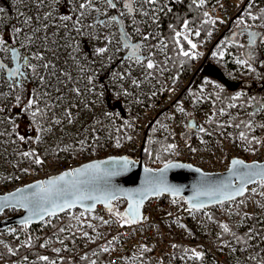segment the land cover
<instances>
[{"label": "built area", "instance_id": "obj_1", "mask_svg": "<svg viewBox=\"0 0 264 264\" xmlns=\"http://www.w3.org/2000/svg\"><path fill=\"white\" fill-rule=\"evenodd\" d=\"M248 1L241 0V4L233 12L220 6L211 9V13L218 17L213 38L216 39L220 32L227 29L229 20ZM120 60L116 66L107 65L108 68H104V71L111 77L115 95L121 101L124 103L130 99L132 103L138 101L131 117L133 128L129 139L117 147L114 134L96 133V124L105 121L107 107L103 101L89 102L87 97L89 92L81 88L83 95L71 97L72 103L77 105L70 109L74 116L71 124L64 119L60 125H52L51 131H44L39 142L25 139L14 148L7 146L0 151L3 176L9 180L0 185V194L20 189L37 180L60 175L87 162L105 157L127 155L138 160L140 148L147 136V127L155 118L163 122L158 136L170 139L171 144L176 146L175 149H163L169 160L191 164L203 172H222L228 168L232 156L226 152V148L219 145L205 150L201 147L200 139L195 135L201 127L197 124L196 118H193L197 124L194 135H184L189 112L187 107L180 106V103L190 87L189 81L196 66L192 67L188 74L161 85V95L157 98L145 97L136 100L130 98L131 84L127 79L128 77L141 79L144 76L143 70L134 66L120 67L124 60L123 55ZM130 71L133 75L128 73ZM121 76L124 78L121 79ZM69 85L73 86L71 82ZM137 93L146 95L142 88ZM181 108L184 111H180ZM213 114L211 110L206 113L205 118L209 119ZM114 128L116 130V127ZM31 150L40 157L42 164H36L32 159L20 155ZM12 155L14 160H10ZM252 186L240 199L214 204L199 211L187 207L183 197H172L167 194L151 197L143 205L142 220L134 225L126 224L122 227V223L114 215L102 205H98L91 213L71 209L56 216H49L37 224V229L40 230L42 225L51 223L53 218L57 219L61 228L65 229L62 232L63 238L69 239L61 250L59 249V253L71 264H82L83 257L89 251L98 250L107 255V259L101 264H137L147 251L151 252L150 260L155 264H188L189 261L191 264H235L234 228L242 224L248 226L247 222L251 217L262 214L251 191ZM120 202L124 205L123 201ZM100 218L108 223H102ZM89 223L94 227H87ZM221 224H227L230 231L223 232ZM36 236H38L36 230L31 231L28 227L22 226L23 238L29 240ZM54 239L60 242V239ZM172 245H185L202 253V258L189 259L190 255L178 252ZM104 248L108 251H102ZM177 254L181 261L176 260Z\"/></svg>", "mask_w": 264, "mask_h": 264}, {"label": "snow or ice", "instance_id": "obj_2", "mask_svg": "<svg viewBox=\"0 0 264 264\" xmlns=\"http://www.w3.org/2000/svg\"><path fill=\"white\" fill-rule=\"evenodd\" d=\"M38 8L43 6L45 0H35ZM54 3H58L59 0H53ZM72 5L70 14H61L58 19L60 23H55L52 19L53 13H45L43 20L48 21L47 23L40 24L41 17L36 16V26H33V20L31 17L25 16L23 24L30 29L29 32H23L22 28L14 27V36H10L9 39L0 38V51L5 53H11L12 61L15 63L14 67H9L7 64L0 59V77L5 74L7 76V82L10 86L15 88H20L23 91V85L28 82V73L32 74L33 79L39 81V86L33 89L32 92L26 97V104H24L21 111L30 112V118L36 125L35 131L38 133L34 140L39 142L41 137L40 132L51 131L52 125H60L62 120L66 119L69 124L73 122L74 116L71 112V108L77 107L76 104L72 103L71 97H80L83 95L81 88L78 86L80 83L86 81L85 90L92 92L95 88L92 76L81 77L80 80H73L71 73L64 72L57 68L56 63L52 60H46L45 56L40 54L39 51L34 53L31 57L28 55H21L15 44L19 42L21 48H26L35 44L38 40H43L45 43L49 40V36L46 34L47 29L51 26H55L57 29L69 28V23L71 22V29L77 34H82V30L85 27L84 20L87 19L93 12L96 16L93 17L94 23L88 24L89 29L99 25L100 27H109L113 23L119 25L121 20L119 17H132V24L136 25L135 15L139 14L143 17L151 18L154 24H158L159 15L162 13L172 12V8L169 7L165 0H69ZM103 3L106 5L107 9L116 10L119 8L118 15H108L106 11L97 7L98 4ZM205 0H192L197 8L204 5ZM253 6L252 0L249 2V7ZM3 8H0V12H3ZM205 17H208V13H203ZM249 18L253 21L264 20V11L261 15L257 17L251 12L248 13ZM105 16L106 19L101 20L100 17ZM179 27L176 25H169L171 32L173 33L169 39L174 44L177 54L189 59H194L193 51H189L183 47V42H186L189 49L195 50L197 45L189 39V35L192 34L193 30L190 27V23L187 19L180 20L178 17ZM203 23H215L214 20L208 19L204 20ZM239 25H244V31L247 32L249 37L248 40V51L243 53L244 59H237L236 63L241 66H247L248 69L254 70L252 67V62L256 57L257 37L261 36L258 32L248 31V25L245 24L243 19H239ZM135 32L140 33L141 43H132L131 36L125 32H120V43L122 49H128V54L124 58L125 60L131 62L132 64L138 66L143 70L145 78L154 75L155 71L159 69L161 73L166 71V68L162 64L154 59V56L162 53L164 55V64L167 63L169 59L168 51L170 45L166 40L156 37L155 32L147 33L140 32L138 26L135 27ZM44 32L45 35L40 36L37 33ZM210 34V33H209ZM243 34V33H241ZM195 36H199L200 32L195 31ZM236 34L233 33V36ZM156 39L155 44L151 43L152 39ZM105 40L108 44L112 43V38L106 36ZM11 41V42H10ZM56 41H53L55 43ZM261 42H264V36H261ZM239 47L244 48L245 45H239ZM146 49V54L141 55V50ZM48 49L45 48V51ZM120 50V49H118ZM108 51V46L99 47L95 49V54L102 56ZM215 55V53H214ZM221 57L223 53L220 54ZM111 58V57H110ZM32 59L40 61L41 63L33 64ZM76 61V58L73 57ZM41 70H43L46 75H41ZM84 68H80V72H84ZM63 77V78H62ZM121 79L124 77L121 76ZM55 80V83H53ZM68 82H72L73 86L69 87ZM133 84L139 86L138 80H133ZM43 88V92L40 89ZM66 90V91H65ZM239 97H233V99H238ZM17 104L22 103L21 95L16 96ZM66 102V108L60 116H56L54 109L59 108L62 104ZM235 107V105H232ZM258 108H264V105L257 104ZM184 111L183 108L179 109ZM2 111V110H0ZM52 113V115H49ZM221 115H224L223 110H221ZM250 115H254L250 113ZM47 120V126L42 125L40 122ZM211 122V120H209ZM231 126V125H229ZM240 125H236L239 127ZM264 127V125H261ZM246 128H251V123L245 124ZM200 132H205L203 127L199 128ZM4 135V133H0ZM22 142L26 139L25 136H18ZM31 138V137H29ZM240 139L247 141L249 144L252 143L248 136L244 133H240ZM259 143V141H256ZM83 144V141H81ZM117 147H119V142H117ZM175 145L169 144L168 149H175ZM83 150V149H81ZM20 155L32 159L36 164H42L43 161L36 154L34 150L24 151ZM151 155V153H149ZM134 166V162L130 160L127 156L120 157L119 159L111 158L109 160L93 162L83 165L80 168H76L70 171H66L54 178H50L44 182H38L33 185H28L25 189H18L16 192L11 193L8 196L0 197V211L3 209L13 206V207H23L29 212V216L26 217L22 224L27 228L28 224L34 219L43 220L45 216H56L58 212H64L66 210L77 207L78 205L84 208V212L91 213L95 209L97 202L103 203L105 208L110 214L114 215L118 220L123 223V227L126 224L137 223L140 219V208L143 201L147 198L149 194L159 196L162 192H170L173 195H177L180 191L178 187H173L168 185L164 179V173L172 167H184V165H173L165 164L164 168L160 169L158 173L154 174L151 169L145 168V188L143 190H138L135 192L122 193L121 190L113 188L109 181L112 177L121 175L130 170ZM242 170V171H241ZM197 171H199L197 169ZM229 172L233 173L238 180V186L233 185L231 180L225 182L224 184L208 189L199 195H206L209 200H214L216 203L224 204L227 201L235 200L239 196H243L246 191V187L249 183H259L261 187H264V168L259 165L244 164L243 161L234 159L231 162V167ZM103 182V184H101ZM29 189L32 191L29 192ZM121 195H126L128 198V206L124 213L114 212L112 207V201L120 198ZM196 200V198H193ZM84 201H91L92 203L85 205ZM205 207L203 202L196 200L192 204V209L197 211ZM81 213V216L84 215ZM79 220L80 217H74ZM102 223H108V221H103ZM211 219V217H209ZM83 226V225H82ZM87 227L93 228L94 226L89 223ZM221 229L223 232L227 233L230 231L227 224H221ZM59 231H65L64 228L59 229ZM86 236L87 233H84ZM235 235V234H233ZM239 239V237H237ZM31 239L27 241L25 246L31 245ZM63 243V241H61ZM41 247H45V244H41ZM176 248V245H172ZM12 249L9 252L12 253ZM59 249L56 252L59 253ZM102 251H108L107 248L102 249ZM184 252L188 254L191 252L189 259L200 260L202 258V253L196 252L195 250L184 249ZM40 261L48 262V264H55V261H50L47 256H39ZM86 259V257H83ZM95 264V261H93Z\"/></svg>", "mask_w": 264, "mask_h": 264}, {"label": "rangeland", "instance_id": "obj_3", "mask_svg": "<svg viewBox=\"0 0 264 264\" xmlns=\"http://www.w3.org/2000/svg\"><path fill=\"white\" fill-rule=\"evenodd\" d=\"M62 1V14H70L72 5L69 2V0H60ZM122 3V0H120ZM241 4V0H218V2L210 9L215 8L216 6H220L222 9H226L228 11L233 12L236 7H238ZM65 5V7H64ZM243 4V6H245ZM242 6V7H243ZM48 7V6H46ZM97 7L101 8L103 11H106L108 15L116 14L118 15L119 8L116 10L107 9L106 5L103 3H100L97 5ZM241 7V9H242ZM0 8H3V12H0V38L3 39H9L10 35H8V31L5 28V25L7 24L11 30L13 31V28L16 27L20 16L19 14L22 12V16H28L31 17L33 20V26H36V16L39 15L41 17L40 24L47 23L48 21H44V10L41 7L38 8L35 0H0ZM240 10V9H239ZM238 10V11H239ZM243 10V9H242ZM248 11V9L246 10ZM96 16V13L93 12L91 16H89L87 19L84 20V25L93 24L94 20L93 17ZM101 20L106 19L105 16L100 17ZM121 22L125 23L126 27L128 28L127 33L131 36L132 41L136 42L137 38L139 36V33L135 32V25L132 24V17H119ZM135 19L141 22V24L148 25L152 22L151 18L149 17H143L139 14L135 15ZM242 19L245 21V24H251L253 23V20L249 18L248 14H245V16L242 17ZM55 23H60L58 17L54 18ZM69 23V28L66 30L64 28L57 29L55 26H51L47 29V35L49 36V40L45 43L43 40H38L33 44L35 46V49L32 51V53L28 56H32L34 53L39 51L40 54L45 56L46 60H52L54 63H56L57 68L64 71L71 73L73 80H80L81 77L86 76H92L93 82L95 84V88L92 92L87 93L88 101L94 103L95 101H103L106 104L107 109V116L105 118V121L101 123L96 124V133L102 134V133H109V130L112 129L115 131L117 120H129V116L127 115V109L130 107L132 108V111L136 109V104L138 101H133V103L127 102L124 103L121 101L116 95L114 91V86L112 83V79L109 76L108 72L104 71V68H108L109 65H117L121 62L120 57L123 55L124 58L128 54V49H122L121 43H120V30L121 23L119 25L113 23L109 27H100L97 25L94 28H91L88 30H82L84 31L86 38L83 39L77 34L74 30L71 29V22ZM240 25H235L234 28L230 29L228 31V34L226 36V44L223 48H221L218 52L214 54H210L208 59L206 60L203 69H209V71L214 74L220 82V86L217 84H214L212 89H217L219 87L225 86L228 90L233 89L235 86H237V83L239 81V77H246L245 79L248 81L246 82L244 89H237L235 92V95L237 97H241L244 94L249 93V89H252V91L249 93L250 95V101H241L238 102L235 105V110L225 109L223 110L224 115H221V110L213 112L211 118L206 119V113L211 111L210 105L211 100L208 97L209 91L201 92L199 95L194 97L192 95V90L188 88V90L185 92L182 101L180 103V106H185L188 109V115L189 118H196L197 124L201 125V127L208 123L209 120H211L214 117L221 118L222 123L225 128H223L220 132L215 130L214 128H210L207 132H197L195 135H197L200 139V145L205 150L210 149L215 146H221L226 148V152L229 153L232 157L242 158L246 160L247 162L251 161H263L264 160V127L261 125H264V108H258L257 104L264 105V46L261 43V36L257 37V45L254 46L256 48V59L252 62V67L254 70H249L247 66H241L240 64L236 63L237 59H244L245 57H239L236 53H232L227 49L228 42H241L244 45H247V33L241 32L242 29L240 28ZM25 29H27V26L25 25ZM254 31V30H252ZM257 32V31H254ZM215 33V32H214ZM233 33L236 35L233 36ZM243 33V34H241ZM90 36L88 37V35ZM37 35L43 36L45 35L44 32L37 33ZM111 37L112 43L108 44V42L105 40V37ZM214 34L206 41L205 45L208 47L211 45L213 40ZM231 36V37H230ZM53 41H56L53 43ZM11 42V41H10ZM156 43V42H155ZM154 43V44H155ZM108 46V51L104 53L102 56H98L95 54V49L99 47H105ZM15 47L19 50L21 55H26V48H21L19 46V42L15 44ZM45 48L48 50L45 51ZM120 49V50H118ZM206 49V51H207ZM247 51L248 48L246 47ZM146 49L141 50V55L146 54ZM205 51V52H206ZM246 51V52H247ZM205 52L202 54H205ZM221 53H223V56L221 57ZM227 55V58H224ZM157 57H159L162 61H164V55L162 53L157 54ZM73 57L76 58V61L73 60ZM111 57V58H110ZM202 57L198 59L197 65L202 60ZM218 57L221 58V62H219ZM224 58V59H223ZM0 59L3 60L4 63L7 65H11V53H5L3 51H0ZM106 61V63L104 62ZM31 62L33 64L41 63L40 61H36L35 59H32ZM219 62V64H218ZM103 63V64H102ZM129 61L123 60V62L120 64V67H128L130 66ZM230 64V68L227 71L222 70L226 64ZM108 65V66H107ZM196 65V66H197ZM103 66V68H102ZM110 66V67H111ZM137 67L138 66L132 64L131 67ZM109 67V68H110ZM80 68H84V72H80ZM222 68V69H221ZM135 69V68H133ZM159 74L163 75L165 77L166 83L167 82H173L174 79L170 78L169 71L166 70L163 73L157 69ZM134 72V70H133ZM133 72H128L130 75H133ZM41 75H46V73L41 70ZM248 75H251V77H248ZM145 76H142L141 79H137L139 81V86L132 83L134 78L128 77V82L131 84V94L130 98H134L136 100L140 99V96L142 94H138L140 88H142V91H145L146 97L148 99L157 98L161 95V84L153 79V76L145 78ZM63 78V77H62ZM3 80L5 82V78L0 77V102L5 103L7 107H9V111L6 113V118L3 120H0V129L9 131L12 125V122L16 119L15 116V107L14 105H10V101L15 98L14 94L12 93L11 88H3ZM111 80V81H110ZM243 80V79H242ZM205 81H208L205 79ZM237 82V83H236ZM33 87L39 86V81L37 79L32 78V74L28 73V82ZM53 83H55V80H53ZM70 82H68V86ZM86 81L80 83L78 86L80 88H85ZM144 83H147L144 85ZM73 85V83L71 82ZM5 85V84H4ZM31 87V86H30ZM30 87L26 84L23 85V99L20 106L26 104V97L30 94ZM204 87H201L200 89L203 90ZM41 92H43V88L40 89ZM66 91V90H65ZM132 101V100H131ZM135 102V105H134ZM243 102V103H242ZM66 108V102L62 104L59 108L54 109V113L56 116H60L62 111H64ZM254 109V115L253 119L250 121L252 127L250 128V131L253 133V138H255V141H253V144H249L246 141L241 140L239 137L234 138L232 136V133L235 131L236 127H233L229 121L231 117H234L236 114H245L249 111H252ZM195 122L194 127L197 129ZM231 125V126H229ZM163 126L162 120L158 121L155 124V130L156 134L161 131V127ZM132 124L129 125L128 130L123 132V136L126 142L129 139L130 133L132 131ZM194 128V129H195ZM113 134V133H112ZM190 135H194V132ZM117 142L122 143L121 140H116ZM256 141H259V143H256ZM256 146H253L255 145ZM1 156V155H0ZM1 162H0V185L2 183L8 182L9 180L6 179V177L3 176V170L1 169ZM158 167V166H157ZM251 191L256 194L255 200L257 201L258 209L262 210V214L258 217H253L257 223H263L264 226V188L259 185V183L252 186ZM116 206L119 210L123 208V203L120 201L116 202ZM121 207V208H120ZM18 211H15L13 209L7 210L3 213V215L0 216L1 218L12 216L17 214ZM250 226V225H248ZM245 224H242V227H245L246 229H251V227H248ZM19 232L17 231L16 227H10L4 231H0V241L4 245L5 242L1 238L3 235L6 236H12L13 238H16L19 245L23 243L22 240V226ZM240 227V226H239ZM224 238V237H223ZM236 244V242H234ZM251 251H246L244 248L236 249L235 250V258L237 259V262L235 264H246V260H252L254 259L261 251H264V233L262 234H256L255 237L252 239L251 243ZM235 259V260H236ZM177 260V259H176ZM140 264V261L137 263ZM188 264H191L190 261ZM194 264V263H193ZM197 264V263H196Z\"/></svg>", "mask_w": 264, "mask_h": 264}, {"label": "trees", "instance_id": "obj_4", "mask_svg": "<svg viewBox=\"0 0 264 264\" xmlns=\"http://www.w3.org/2000/svg\"><path fill=\"white\" fill-rule=\"evenodd\" d=\"M218 2V0H205V3L202 7L197 8L194 4H192V0H165V3L172 8V12H165L159 15V21L158 24H154L151 22L147 26L144 24H141L138 20H136V25L140 28V32H147L152 33L155 32L156 37L160 39L166 40V42L169 43L170 49L168 51L169 59L167 60V63L164 64V61H162L159 57L156 55L154 56V59L162 64L163 67L166 68V70L169 71L170 78L178 79L182 75H186L190 72V69L192 67H195L197 65V60L202 57V54L206 51L207 45H205L206 41L214 34L216 31L215 23H203L204 20H217V16L213 15L211 13V9L215 4ZM250 0L246 3V5L243 7L242 12L238 15V17L233 21L230 29L234 28L235 25H239V19H242L245 14H248L251 12L252 14L259 17L261 15V12L264 11V0H252L253 6L249 7ZM62 1L59 0L58 3H54L53 0H45V3L43 6H40L44 10L45 13H53L52 19L59 17L63 13L62 9ZM48 6V7H46ZM65 7V5H64ZM241 9V8H240ZM248 9V11H246ZM207 12L208 17H205L203 13ZM238 13V11L236 12ZM20 16L17 19L18 23L16 27L22 28L23 32H29L30 29L27 27L25 29V25L23 24L24 17L22 16V12L19 14ZM180 18V20L187 19L190 23V27L192 28L193 32L189 35V39L192 40L193 43L197 45L195 50L189 49L186 42H183V47L189 51H193V55L195 56L194 59H189L187 57H183L177 54L178 50L175 49L174 44L169 39L170 36L173 35L171 32V29L169 28V25H176L179 27V22L177 18ZM247 25V24H246ZM121 28H119L121 31H128V28L126 27L125 23L123 21L121 22ZM248 31H257L258 33H261L262 36H264V20H256L253 21V23L248 24ZM240 28H244V25H240ZM5 28L8 31V35L14 36V32L11 30V28L6 24ZM226 30L225 34L221 38V40L214 46L211 54H214L218 52L221 48L225 46L227 43L226 36L228 34V31ZM83 30H88L87 25L83 28ZM84 31L82 34H79V36L83 39L86 38ZM199 31L200 35L195 36L194 32ZM253 31V32H254ZM1 32V30H0ZM241 32H245L244 29L241 30ZM210 33V34H209ZM90 34L88 35V37ZM231 37V36H230ZM248 37V35H247ZM132 39V38H131ZM248 40L247 38V45H245L244 48L239 47L241 45V42H228L227 49L231 51L232 53H236L239 57H245L242 55L243 53H246L248 46ZM141 36L139 33V36L137 38L136 42L132 43H141ZM157 40L154 38L151 40V43H155ZM264 46V42H261ZM244 45V44H242ZM248 48V47H247ZM35 49V46L31 45L27 47L26 55H30L32 51ZM129 51V50H128ZM227 58V55L224 57ZM223 58V59H224ZM219 62H221V58L218 57ZM218 62V64H219ZM230 64H226L225 67L222 69L224 71H227L230 68ZM240 79L237 83V86H235L233 89L228 90L225 86H221L217 89H212L214 84H217L220 86L219 79L212 74L209 69H203L200 70L192 85H190V89L192 90V95L196 97L201 92L209 91L208 97L211 100L210 108L213 112L219 111V110H235L234 107H232L233 104H237L241 101H250V95L249 93L252 91V89H249L248 94H244L238 99H233V97H237L235 95V91L237 89H244L245 83L248 82L245 78L246 77H240ZM248 77H251V75H248ZM153 79L157 82H159L161 85H164L166 83L165 77L161 74H159L158 70L155 71L153 75ZM208 80V81H205ZM243 79V80H242ZM5 84V85H4ZM30 87V93L33 89L38 88V86L33 87L30 83H25ZM39 85V84H38ZM204 87L203 90L200 88ZM3 88H11L12 93L14 94L15 98L10 101V105H14L15 107V116L16 119L12 122L11 128L9 131L1 130L0 133H4V135H0V151L7 146H10L11 148H14L15 145H17L21 140L18 139V136H25L26 139H31L33 141L35 136L38 134L35 131L36 125L33 123V121L30 118V112H23L21 109L24 105L20 106V104H17L16 96L21 95L23 99V91H21L20 88L13 89L10 84L7 82V79H5V82L3 80ZM146 95H141L140 99L145 98ZM130 103H132L131 99L129 100ZM243 103V102H242ZM127 109V115L129 116V120H117L116 124V130L110 129L109 132L113 133L116 140H121L122 142L125 141L123 132L128 130L129 125L132 124L131 117L133 115L132 108H126ZM0 120H3L6 118V113L9 111V107L5 105V103L0 102ZM54 111V110H53ZM250 113H254V109L252 111H249L245 114H236L234 117H231L229 119L231 125L233 127H236V125H240L239 127H236L235 131L232 133V136L234 138L239 137L240 133L244 132L249 140L252 141L251 144H253V141H255V138H253V133L250 131V128H246L245 124L250 123V121L253 119V115H250ZM49 115H52V113H49ZM158 122V119L151 125L150 129L147 132V136L144 141L143 145V151H142V157L143 161L146 166L148 167H157L161 166L164 163L170 161L166 155L163 153L164 148H168V145L171 144L170 139L168 138H160L156 134L155 130V124ZM42 125L47 126L48 122L47 120L40 122ZM205 129V132L209 131L210 128H214L217 131H221L224 127L222 123L221 118L214 117L211 119V122H208L202 126ZM196 132L195 129H189L187 126L184 130V135L188 136L191 133ZM44 132H40L39 135L42 138ZM31 137V138H29ZM36 142V141H35ZM247 142V141H246ZM253 146H256L253 145ZM12 151V150H10ZM151 153V155H149ZM10 160H14V156L12 155V158ZM1 174V172H0ZM1 180V177H0ZM264 188V187H263ZM116 205V203H115ZM124 206V205H123ZM121 208V207H120ZM123 209V208H122ZM121 209V210H122ZM115 207L114 212H120ZM120 221V220H119ZM123 223L122 221H120ZM248 227H251V229H246L245 227H235V235H233L234 241L236 242L234 246V255L235 250L238 248H244L246 251H251V243L253 237H255L256 234H262L264 233V226L263 223H257L253 217H251V220L247 222ZM244 225V224H243ZM31 231L36 230L38 236L31 238V245L25 246L27 243V239L22 237L23 243L19 245L16 238H13L12 236H6L3 235L1 238L4 240L5 244L3 245L0 241V264H48V262L40 261L38 259L39 256H47L49 257L50 261H55V264H71L70 261H68L65 257H62L60 253L57 254L56 249L62 248L65 242L69 241L67 238H63V233L59 231L61 229L60 223L57 221L56 218H53L51 223L42 225L41 229L38 230V225H28L27 226ZM21 227H16L17 231L19 232ZM239 237V239H237ZM54 238L60 239V242L55 241ZM63 241V243H61ZM41 244H45V247H41ZM175 248L178 252H184V249L192 250L191 248L185 246V245H176ZM9 249H12V253L9 252ZM151 252L147 251L143 253L141 256L140 264H155L150 260L149 254ZM185 253V252H184ZM188 255H191V252L188 253ZM84 257L86 259H82V264H93V261H95V264H101L107 259V255L104 254L101 251H89ZM176 259L178 261H181V257L176 255ZM234 258V263L237 262V259ZM246 264H264V251H261L259 255H257L254 259L246 260Z\"/></svg>", "mask_w": 264, "mask_h": 264}, {"label": "water", "instance_id": "obj_5", "mask_svg": "<svg viewBox=\"0 0 264 264\" xmlns=\"http://www.w3.org/2000/svg\"><path fill=\"white\" fill-rule=\"evenodd\" d=\"M244 7V6H243ZM242 7V9H243ZM242 9H240L238 11V13H235L233 15V17L229 20L228 22V27L227 29H225L224 31L220 32V34L218 35V37L216 39L213 40V42L211 43V45L208 47L207 51L205 52V54L202 57V60L199 62V64L196 66V69L194 71V73L192 74L190 81H189V86L192 85L197 73L202 70L206 60L208 59L209 55L211 54L214 46L221 40V38L223 37V35L225 34V31L230 29L233 21L238 17V15L242 12ZM12 58V57H11ZM6 64V63H5ZM9 67H14L15 63L11 60V65H8ZM5 78H7L6 74H5ZM156 118L153 120L152 123H150L147 127V132L150 129L151 125L155 122ZM187 127L189 129H194V119L190 118L187 122ZM144 145V142H143ZM143 145L140 148V154H139V158L138 160H134L131 156H127L130 160H132L134 162V166L130 168V170L126 173H123L121 175L112 177L109 181L110 185L113 188H117L119 190H121L122 193H128V192H135L138 190H143L145 188V177H146V173L144 171L145 168H149L152 170V172L154 174L158 173L160 169L164 168L165 164H173V165H184V167H172L169 168L165 173H164V179L166 180L168 185H171L173 187H178L180 189L179 193L177 195H173L170 192H162L160 195L162 194H167L169 196L175 197V196H179V197H183L185 199L186 205L189 208H192V204L196 202V200L203 202L205 204V207H210L214 204H218L216 203L214 200H209V197L206 195H199V193H202L208 189H212V188H216L222 184H224L225 182L231 180L233 185H237L238 186V180L236 179L235 175L233 173L229 172V168L231 167V162L234 159H238L244 162V164L247 165H252V164H256L259 165L260 167L264 168V160L263 161H251V162H247L244 161L241 158H237V157H232L229 161L228 164V168L222 172H203L201 169L192 166L191 164L188 163H184L181 161H177V160H170L166 163H164L161 166L158 167H148L145 165L144 161H143V157H142V151H143ZM124 156H110V157H105V158H101L98 160H93L90 162H87L83 165L89 164V163H93V162H99V161H104V160H109L111 158H116L119 159L120 157H124ZM83 165H81L80 167H82ZM78 167V168H80ZM76 169V168H75ZM197 169L199 171H197ZM242 171V170H241ZM58 176V175H57ZM56 177V176H54ZM51 177V178H54ZM50 178H45L43 180H37L34 181L28 185H33L36 184L38 182H44L47 181ZM101 184H103V182H101ZM257 184L256 182L253 183H249L246 187V191L247 189L252 186ZM24 186L20 189H25L27 188V186ZM18 190V189H17ZM17 190L14 191H10V192H6L3 194H0V197H4V196H8L11 193L16 192ZM32 191L31 189H29V192ZM245 191V193H246ZM245 195V194H244ZM243 195V196H244ZM243 196H239L236 199H240ZM151 197H156V195L153 194H149L147 196V198L143 201V204L140 208V219L138 222H140L142 220V209H143V205L144 203ZM196 198V200H194L193 198ZM117 201H123L124 202V206L123 209L119 212V213H124L125 210L127 209L128 206V198L126 195H121L119 199L117 200H113L112 201V207H113V211H115V203ZM92 203L91 201H84V204H90ZM102 205L104 208V204L103 203H99L97 202L95 205ZM13 209L15 211H18L17 214L12 215V216H8V217H4L0 219V230L4 231L10 227H19V226H24L22 224V221L28 217L30 214L29 212L23 208V207H7L5 209H3V211H0V216L3 215V213L7 210ZM72 209H80L82 211H84V208L80 205H78L75 208ZM107 209V208H106ZM71 210V209H69ZM67 211V210H66ZM62 212H58V214H61ZM49 216H45L44 219H46ZM43 219V220H44ZM43 220L40 219H36L34 218L28 225H37L40 222H42ZM137 222V223H138ZM136 224V223H134ZM131 224V225H134Z\"/></svg>", "mask_w": 264, "mask_h": 264}, {"label": "flooded vegetation", "instance_id": "obj_6", "mask_svg": "<svg viewBox=\"0 0 264 264\" xmlns=\"http://www.w3.org/2000/svg\"><path fill=\"white\" fill-rule=\"evenodd\" d=\"M11 60H12V58H11ZM4 78H5V75H4ZM5 79H7V78H5Z\"/></svg>", "mask_w": 264, "mask_h": 264}]
</instances>
